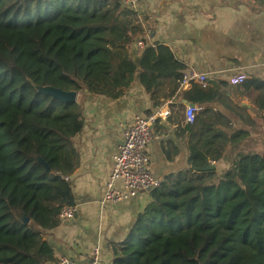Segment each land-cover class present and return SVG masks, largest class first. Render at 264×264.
I'll return each instance as SVG.
<instances>
[{
  "label": "trees",
  "instance_id": "16d2710c",
  "mask_svg": "<svg viewBox=\"0 0 264 264\" xmlns=\"http://www.w3.org/2000/svg\"><path fill=\"white\" fill-rule=\"evenodd\" d=\"M122 7L118 0H0V264L55 261L46 236L75 204L61 161L83 129L81 105L35 84L117 99L126 83L115 80L116 60L129 80L139 76L155 107L175 90L212 104L232 85L193 82L181 91L186 65L161 43L132 62L128 47L140 31ZM239 85L258 91L264 120V80ZM249 136L210 124L190 147V168L164 177L125 240L113 243V264H264V151H238L228 167L211 168Z\"/></svg>",
  "mask_w": 264,
  "mask_h": 264
},
{
  "label": "crops",
  "instance_id": "0c3cea01",
  "mask_svg": "<svg viewBox=\"0 0 264 264\" xmlns=\"http://www.w3.org/2000/svg\"><path fill=\"white\" fill-rule=\"evenodd\" d=\"M122 11L129 12V20L139 26L140 33L128 47L129 59L134 63L140 62L146 47L161 43L186 65L184 70L193 68L206 74L207 86L211 82L229 83L230 76L239 71L247 75L245 81L264 80V0H139L136 7H122ZM139 42L145 46L140 47ZM111 69L116 81L126 83L119 98L78 93L83 129L72 140L74 152L65 154L61 161L62 175L72 184L76 214L61 219V224L47 234L55 261L46 264H62L63 257L77 264H93L96 248L98 264H113V243L125 240L151 200L150 192L142 191L117 205H101V182L110 177L124 132L137 116H147L158 109L170 111L168 117L157 120L154 137L146 149L151 170L163 180L190 168V147L202 136L205 139L210 124L228 136L250 131L247 140L229 149L214 164L220 170L228 167L238 151H264V120L257 116L255 88L243 91L240 85H231L216 102L196 104V124H189V104L185 100L190 101L180 90H175L161 107H155L138 75L129 80L116 60L111 62ZM191 85L192 82L182 85L181 91ZM253 122L256 123L252 125Z\"/></svg>",
  "mask_w": 264,
  "mask_h": 264
},
{
  "label": "built area",
  "instance_id": "2783aa9c",
  "mask_svg": "<svg viewBox=\"0 0 264 264\" xmlns=\"http://www.w3.org/2000/svg\"><path fill=\"white\" fill-rule=\"evenodd\" d=\"M123 7L134 8L139 0H118ZM144 47L143 42H139ZM247 75L243 71L234 73L229 78V83L236 86L244 83ZM197 83L203 87L208 84V77L193 68L183 71L182 85ZM197 106H186V121L193 124L196 121ZM170 115L169 110L158 109L147 116H137L135 122L126 128L124 141L119 147V152L114 156V167L108 180L101 182L103 196L101 205H117L122 201L138 195L142 191H152L160 186L163 179L154 175L149 166V158L146 154L147 146L154 137V126L159 118ZM76 214L75 206H66L60 213L62 220L73 218ZM99 249L94 252V263L99 262ZM62 264H77L73 260L63 257Z\"/></svg>",
  "mask_w": 264,
  "mask_h": 264
},
{
  "label": "water",
  "instance_id": "95a60500",
  "mask_svg": "<svg viewBox=\"0 0 264 264\" xmlns=\"http://www.w3.org/2000/svg\"><path fill=\"white\" fill-rule=\"evenodd\" d=\"M35 88L45 94H50L56 98H59L64 101H77L78 92L77 91H64L60 88H56L50 85L41 86V85H34ZM185 102L191 106H196V103L188 102L185 100ZM145 117V116H144ZM215 165H212L211 168H215ZM49 170V167H47Z\"/></svg>",
  "mask_w": 264,
  "mask_h": 264
},
{
  "label": "rangeland",
  "instance_id": "374dc122",
  "mask_svg": "<svg viewBox=\"0 0 264 264\" xmlns=\"http://www.w3.org/2000/svg\"><path fill=\"white\" fill-rule=\"evenodd\" d=\"M255 152H257V151H255ZM258 153H260V152H258Z\"/></svg>",
  "mask_w": 264,
  "mask_h": 264
}]
</instances>
